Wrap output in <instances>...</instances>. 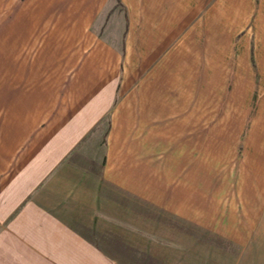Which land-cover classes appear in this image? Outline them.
<instances>
[{
  "label": "crops",
  "instance_id": "crops-1",
  "mask_svg": "<svg viewBox=\"0 0 264 264\" xmlns=\"http://www.w3.org/2000/svg\"><path fill=\"white\" fill-rule=\"evenodd\" d=\"M9 1L0 264L246 247L264 220V0Z\"/></svg>",
  "mask_w": 264,
  "mask_h": 264
},
{
  "label": "rangeland",
  "instance_id": "rangeland-1",
  "mask_svg": "<svg viewBox=\"0 0 264 264\" xmlns=\"http://www.w3.org/2000/svg\"><path fill=\"white\" fill-rule=\"evenodd\" d=\"M27 0H14L8 2V8L12 12V10L16 9V3L19 4L21 7L23 4L26 3ZM25 6V5H24ZM115 9H118L122 12L123 7L121 6L120 0H117V4ZM14 13L7 17L8 23L13 20ZM47 16L41 15L39 17L40 24L45 25L47 24ZM45 33H39L40 40H42ZM195 233V231H194ZM199 236V232H198ZM202 238V233H200ZM214 240V239H213ZM216 248L220 247L221 249L225 250L227 253L224 256L215 254L216 263L214 264H264V220H259L255 230L253 231V235L247 244L246 247L241 248L237 245H234L228 241L216 239L213 241ZM199 248H194V253L190 251L187 255L183 254V262L184 264H213L211 260L213 259L212 256L208 257H199L196 255V251ZM199 253V251H197ZM236 254V256L234 255ZM144 261L142 258L138 256L137 262ZM150 264H154L153 262Z\"/></svg>",
  "mask_w": 264,
  "mask_h": 264
}]
</instances>
